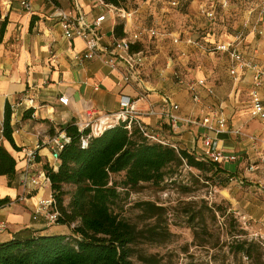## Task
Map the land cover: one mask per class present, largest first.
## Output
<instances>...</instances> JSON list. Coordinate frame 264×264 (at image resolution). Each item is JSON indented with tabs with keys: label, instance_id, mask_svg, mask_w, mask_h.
I'll list each match as a JSON object with an SVG mask.
<instances>
[{
	"label": "crops",
	"instance_id": "crops-1",
	"mask_svg": "<svg viewBox=\"0 0 264 264\" xmlns=\"http://www.w3.org/2000/svg\"><path fill=\"white\" fill-rule=\"evenodd\" d=\"M19 1L0 0V20L6 19L5 29L0 39V129L4 105L5 102H8L11 108L12 137L15 145L20 148L19 151L13 149L7 141L2 139L0 132V142L16 161L15 174L10 181L7 176L0 175V199L8 197L10 200L22 192L19 179L25 164L23 155L26 149L33 148L36 142L44 143L50 137L58 134L60 125L86 121L85 110L89 107L96 111L95 116L102 119L104 115L112 114L119 109L121 95L134 96L130 86L120 87L117 85L119 72L110 68L102 60L98 58L74 59L75 54L83 51L84 44L78 38L72 40L63 38L60 26L53 14L56 11L55 8L68 10L76 3L82 8L86 21H92L97 15L105 12V20L102 22L101 28L107 37L113 34L114 25L120 17L118 18L111 11L93 9V3L90 0H54L52 3L45 0H32L30 12L23 10ZM160 9L137 10L136 12L155 13L158 22H163L165 27L179 22V19L174 18V13H167V10H163L164 8ZM188 20L191 22V27L201 23L196 14L189 16ZM204 20L207 23L206 19ZM122 23L124 35L132 37L137 29L130 31L128 19L122 20ZM209 23L211 24V21ZM261 25L264 26V23ZM207 37L211 40H228L225 37H216L215 34V38H213L210 33ZM253 37L252 33L245 36L241 50L246 58L252 59L258 66H264V59H258L257 55L252 54L256 51V41L253 40ZM139 40L141 41V37ZM179 45L181 46H178L177 52L183 50L189 53L194 50L182 42ZM248 51L251 53L249 54ZM167 62L171 63L168 66H171L173 71L185 72L183 74L186 78L202 77L207 82L205 73L201 71L202 76H199L186 64L188 58H170L167 59ZM147 67L145 65L144 69L145 85L148 90L147 98L149 102H152L156 111H159L162 105L161 97L168 96L172 102L178 104L179 107L175 113L181 118L200 117L201 108L203 104L207 103L206 101L200 104L192 102L187 96V91L176 81H171L165 74H160L161 72H155L150 77ZM251 75L250 70L242 71L240 82L234 86V89L237 90L241 85H244L248 90V112L246 115L249 118H251L249 114ZM207 84L209 83L207 82ZM237 92L239 94L240 89ZM260 93L264 99V85L261 86ZM60 95L67 98L66 105L58 102ZM20 99L22 102L31 100V106L27 108L24 107V104L18 105ZM139 103L141 108H145L143 102ZM237 106L235 103L229 109L227 106H223L229 125L233 128L242 125L244 119L242 116L238 118L236 126L231 122L233 109ZM139 120L149 129L158 132L161 137L175 144L177 148L186 149L194 155L204 151L201 136L205 131L201 127L179 121L176 132H171L167 120L159 114L155 116L144 114L139 117ZM257 121L260 123L250 126L251 133L259 135L260 140H264V121ZM209 134L212 136L210 149L236 156L235 161L224 162L217 165V168L224 176L238 174L245 180L243 186H236L241 189L236 191L235 199L240 208L239 214L264 225V163L260 160L264 148L261 143L254 145L247 137L234 141V136L230 134L216 135L212 132ZM253 145L256 147V151L252 152L253 158L250 161L249 159L245 160L244 163L243 157L238 152L244 150V153L248 154L250 150L254 149ZM49 160V149L46 146L41 147L38 150L34 169H44ZM242 163L244 164L241 167ZM250 165L254 167L251 171L247 169ZM39 194L32 192L23 201L0 207V221L7 223V227L0 231V243L10 241L23 233L34 236L70 234L71 228L68 225H50L43 217L34 212Z\"/></svg>",
	"mask_w": 264,
	"mask_h": 264
},
{
	"label": "rangeland",
	"instance_id": "rangeland-1",
	"mask_svg": "<svg viewBox=\"0 0 264 264\" xmlns=\"http://www.w3.org/2000/svg\"><path fill=\"white\" fill-rule=\"evenodd\" d=\"M172 1L119 2V7L134 11L128 18L130 31L147 28L157 31V36L153 37L143 34L136 49L144 54L150 77L155 72H161L160 74H165L175 82L173 68L168 66L171 63L167 59L183 57L181 50H177L186 38L202 41L210 37H207L209 33L228 40H232L238 33H243L246 37L252 33L253 40L256 41V51L252 54L257 55L258 59H264V44L253 29L259 0H228L225 6L211 0H174L178 2L177 5H172ZM160 8L167 10V13H174V18L179 19V22L165 27L163 22H158L155 13L136 12L161 10ZM209 9H213L214 19L206 16ZM193 14L198 15L201 23L191 27L188 17ZM122 20L124 19L120 18L118 21ZM187 54L186 64L199 76H202V72L205 73L207 82L214 89V96L209 97L203 88H199L201 102L212 100L227 106V109L234 103L238 105L233 109L231 122L235 125L238 118H244L242 125L235 127L243 135H232L233 140L239 141L247 135L260 140V136L250 130L252 124L260 122L246 115L248 90L244 85L239 88V94V89H234L233 79L229 74L228 56L224 53L204 54L197 49ZM187 96L191 100L189 93ZM256 144L260 142L254 143ZM255 151L256 147L248 154L244 150L238 154L245 163L247 159L252 160V152ZM113 179L119 184L120 195L111 209L139 231L136 239L128 245L130 264H264V225L251 218L245 223L240 220V215L243 214H239L240 208L235 199L236 191L241 189L230 185L218 168L214 169L212 166L210 170H197L183 163L178 167L164 169L163 180L159 183L141 182L129 189L120 183L123 179L122 172L113 175ZM64 190L66 193L63 204L67 205L74 187L67 184L64 185ZM47 192L46 190V194ZM143 201L153 202L161 206L162 210L149 217L139 205ZM74 226L75 223L69 226L70 234ZM243 240L246 243L242 250Z\"/></svg>",
	"mask_w": 264,
	"mask_h": 264
},
{
	"label": "trees",
	"instance_id": "trees-1",
	"mask_svg": "<svg viewBox=\"0 0 264 264\" xmlns=\"http://www.w3.org/2000/svg\"><path fill=\"white\" fill-rule=\"evenodd\" d=\"M104 1L117 6L120 2ZM5 25L6 19L0 20V39ZM113 34L125 36L122 22L114 25ZM138 45L139 42L132 44L130 50L138 51ZM10 120L11 108L5 102L2 139L19 151L12 137ZM127 125V121L119 122L98 135H90L85 145L82 140L89 134L88 128L79 131L74 122L59 126L69 141L60 151L58 166L51 169L45 165L44 170L59 213L58 223L68 226L75 223L72 234L34 236L23 233L0 243V264H130L128 245L139 231L111 209L120 195L113 175L122 172L120 183L129 189L141 182L159 183L164 169L183 163L197 170H210L212 166L196 160L186 149L148 140L134 122ZM15 165L14 157L0 142V175L10 181ZM67 184L74 190L68 204L64 205V185ZM9 201L8 197L1 198L0 207ZM139 205L149 217L162 210L150 201ZM245 243L246 240L241 243L242 250Z\"/></svg>",
	"mask_w": 264,
	"mask_h": 264
},
{
	"label": "built area",
	"instance_id": "built-area-1",
	"mask_svg": "<svg viewBox=\"0 0 264 264\" xmlns=\"http://www.w3.org/2000/svg\"><path fill=\"white\" fill-rule=\"evenodd\" d=\"M46 2L52 3L54 0H45ZM92 8H99L101 10L111 11L116 16L127 20L132 16L131 11H124L117 5L110 4L104 0H90ZM219 3L221 6H225L228 0H211ZM177 1H172V5H177ZM20 7L30 12L32 10V0H20ZM1 7V6H0ZM53 17L57 20L62 37L67 40L78 38L82 40L84 49L82 52L74 55V59H94L98 58L107 64L110 68L115 69L119 72V78L117 85L130 86L134 92V96L121 95L119 102V109L112 113L106 114L100 119L96 115V111L92 107L87 108L86 115L87 120L78 123L74 122V125L79 131L89 129V134L85 139L82 140V145L86 144V139L90 135H98L106 128H109L119 122H128V127L131 122H134L141 133L150 141L158 142L164 145H169L177 149V146L170 143L166 139L160 136L154 129H149L143 124L139 117L141 115L155 116L161 115L167 120L169 130L176 132L179 121L193 126L201 127L205 133L202 134V147L204 151L195 156L196 160L205 162L217 169V165L224 162H232L236 160L234 154H228L218 152L214 149H210L212 136L210 132L218 134H230L234 136L243 135L239 128H233L229 125L228 119L224 112V107L221 103L215 101H208L203 104L201 108L200 117H185L181 118L175 111L178 109V104L171 101L168 96L161 97L162 105L159 111H156L152 102H149L147 98V87L145 85L144 69H145V56L142 51H131L130 47L132 44L139 42L140 37L145 34L149 37L157 36V31L153 28H147L144 30L137 29L132 37H117L112 34L110 37L106 36V33L102 30L101 24L105 20V12L97 15L92 21L85 20V14L78 3L74 4L71 9L65 10L61 8H55ZM213 9L206 11V16L209 19H214ZM264 0H259L257 6V18L253 23V29L261 37L262 43H264ZM125 25V23H124ZM125 31V29H124ZM209 35V34H208ZM163 36V34H160ZM214 37V34H212ZM245 41V35L238 33L232 40H221V39H207L204 38L202 41L186 38L183 42L191 46L194 49L204 53H224L229 59V74L233 79L234 86L241 80L240 73L244 70H250L252 72L250 86H249V114L251 118L264 121V99H262L260 88L264 85V66H258L252 59L246 58L241 50V46ZM182 58H188L186 51H181ZM122 63V65H120ZM121 68V69H120ZM173 76L178 85L182 86L187 93L190 94V98L194 103L200 104L202 96L200 95L199 88H203L205 93L212 97L214 96V89L211 85L207 84L205 78H193L189 79L179 70L173 71ZM143 102L145 108L140 107L139 102ZM31 100L22 102L19 100V104H24V107L29 108ZM58 102L63 105L67 104V98L64 95L58 97ZM2 135V125L0 129ZM251 142L261 143L264 148V140H259L255 136H246ZM69 141V138L63 131L50 137L44 143L36 142L33 148L26 149L23 155L24 166L20 174V185L22 186L21 194L15 196L12 200L7 202L5 205H11L17 201H23L32 192L38 195L34 212L45 219L50 225L59 224L58 217L59 213L56 208L55 198L50 189L49 177L44 169H34V165L37 161L38 150L46 146L50 152V160L47 165L51 169H55L59 163V154L65 144ZM261 162L264 163V149H262ZM249 171L253 170V166H248ZM225 178L230 185L241 187L244 185L245 180L238 176V174H226ZM46 190L48 191L46 194ZM46 194V195H45ZM240 220L245 223L248 219L244 215H240ZM7 227L5 221H0V231Z\"/></svg>",
	"mask_w": 264,
	"mask_h": 264
}]
</instances>
